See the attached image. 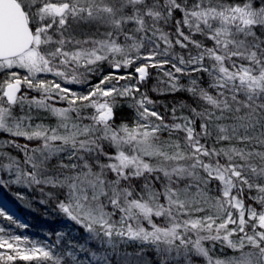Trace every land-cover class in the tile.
<instances>
[{"label":"snow or ice","instance_id":"obj_1","mask_svg":"<svg viewBox=\"0 0 264 264\" xmlns=\"http://www.w3.org/2000/svg\"><path fill=\"white\" fill-rule=\"evenodd\" d=\"M0 133V190L78 226L0 264H264V0H0Z\"/></svg>","mask_w":264,"mask_h":264},{"label":"trees","instance_id":"obj_2","mask_svg":"<svg viewBox=\"0 0 264 264\" xmlns=\"http://www.w3.org/2000/svg\"><path fill=\"white\" fill-rule=\"evenodd\" d=\"M179 51V49H177ZM103 69L105 74L110 71L108 68L107 64L103 65ZM132 69H129L127 71H131ZM126 70L121 69V74H123ZM152 71V78L147 81L146 85L142 90H147L148 94L152 97V99L156 100L159 102V110L164 113L165 112V106H167L168 109H170L174 104H178L180 102H187L191 103V99L188 96L186 92H178L175 95H158L157 93L151 91L152 87L156 84V77H157V72L155 69L151 70ZM99 77L93 78L92 82L96 83ZM206 79V78H205ZM186 83V80L183 81ZM121 83H124L121 81ZM185 114H187V110H185ZM43 115V114H42ZM134 118V113L133 110L130 109L127 104H123V106L119 107L117 109V122H125V123H131ZM44 120L47 121V123H52L54 119L47 117H44ZM35 193L31 192L32 198ZM35 203L34 208L31 209H22L20 210L22 212V215L28 219L30 228H32L35 231H42V228H46L49 230V232H55L56 230L61 229L62 227L68 226V225H63L61 223V219L59 218V215L55 212H53V205H36ZM0 223L6 228H9L12 226L9 224V222L3 220L0 218ZM80 232L83 234V230L80 229ZM128 250H135V247H129ZM230 250H225V253H221L219 251V248H217L216 255L223 256L225 254L228 255ZM17 264H24L22 261H18Z\"/></svg>","mask_w":264,"mask_h":264},{"label":"rangeland","instance_id":"obj_3","mask_svg":"<svg viewBox=\"0 0 264 264\" xmlns=\"http://www.w3.org/2000/svg\"><path fill=\"white\" fill-rule=\"evenodd\" d=\"M51 78V77H49ZM93 84H95L94 82H92ZM67 87H70L72 88L73 90H76V91H83V92H87L88 91V88L87 87H84V86H78V85H67ZM32 95H38L37 93H32ZM43 114V115H42ZM41 116L42 117H46V113H41ZM39 122V121H37ZM44 123H47V121L44 120ZM55 123V120H53V122L51 124H54ZM117 123H120V122H117ZM47 124H50V123H47ZM8 139H11V137L8 136V134L6 133H0V144H5V141L8 140ZM17 139V142H19L20 144H24V143H27L23 138H15ZM32 144H35L37 142H31ZM5 151H8L10 153H12L13 155H21L20 153H18L15 149H13L11 146H7L5 145V148H4ZM16 191H21L23 192V194L25 195V197L27 198V200H32V195H31V192L35 193L33 195V197H35L37 200L40 198V194L38 192H35V191H31V190H28V189H22V188H17L16 186H13L12 190L11 191H7V190H0V197H3L5 200L7 201H10L15 212H16V215L17 217L20 219L21 222L23 223H26L27 225H29V227L25 228V229H21L15 225H12L10 226L9 228H6L8 231H10L12 234L14 235H20V236H28L30 239H34V240H38V241H47L50 239L49 236L46 235V233L49 232L48 229H46L45 227L42 228L41 230L42 231H35L33 230L32 228H30V224H29V221L28 219H26L25 216L22 215V212L20 210L22 209H29L26 204H27V201H25L23 204L17 200H15V197L13 196V193L16 192ZM37 206L40 205L39 203L36 204ZM35 206V202L33 203L32 205V208H34ZM57 215V213H56ZM59 218L61 219V223L64 225H71V227L73 229H76L78 226L72 224V222L70 221H67L65 220L63 217L59 216ZM0 226H3L2 223H0ZM4 227V226H3ZM79 234L80 235H83L80 230H79ZM54 238V237H53ZM2 251V250H0ZM128 252H133L135 250H128ZM228 255H232L231 251L228 253ZM202 264V262H201Z\"/></svg>","mask_w":264,"mask_h":264},{"label":"bare ground","instance_id":"obj_4","mask_svg":"<svg viewBox=\"0 0 264 264\" xmlns=\"http://www.w3.org/2000/svg\"><path fill=\"white\" fill-rule=\"evenodd\" d=\"M0 199H4L3 197H0Z\"/></svg>","mask_w":264,"mask_h":264}]
</instances>
